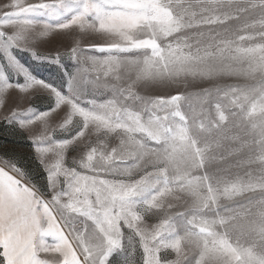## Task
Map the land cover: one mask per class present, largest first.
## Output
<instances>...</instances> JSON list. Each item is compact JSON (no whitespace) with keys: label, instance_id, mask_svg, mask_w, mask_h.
Masks as SVG:
<instances>
[{"label":"snow or ice","instance_id":"obj_1","mask_svg":"<svg viewBox=\"0 0 264 264\" xmlns=\"http://www.w3.org/2000/svg\"><path fill=\"white\" fill-rule=\"evenodd\" d=\"M0 135V264H264V0H0Z\"/></svg>","mask_w":264,"mask_h":264},{"label":"rangeland","instance_id":"obj_2","mask_svg":"<svg viewBox=\"0 0 264 264\" xmlns=\"http://www.w3.org/2000/svg\"><path fill=\"white\" fill-rule=\"evenodd\" d=\"M67 43V41L63 40L62 38H57L54 41L53 46H58L59 44ZM22 62L25 63L26 66L31 67L33 73L40 79H44L46 81H51L55 83H59L62 79V74L59 73L56 69L55 65H49L47 62H37L31 59L28 53L22 54ZM66 64L69 65L71 68L74 64L73 61H65ZM40 110H44L45 106L40 105ZM0 144L3 145H16L17 147L23 149L25 153L30 151L31 141L22 140L19 138H12L8 135H0Z\"/></svg>","mask_w":264,"mask_h":264}]
</instances>
